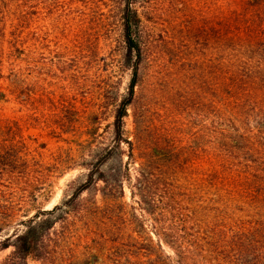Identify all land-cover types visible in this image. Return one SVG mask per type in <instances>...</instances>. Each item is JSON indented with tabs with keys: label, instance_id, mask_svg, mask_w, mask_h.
<instances>
[{
	"label": "rangeland",
	"instance_id": "1",
	"mask_svg": "<svg viewBox=\"0 0 264 264\" xmlns=\"http://www.w3.org/2000/svg\"><path fill=\"white\" fill-rule=\"evenodd\" d=\"M75 6L81 10L71 15L72 35L66 30H53V10L45 12L42 21L46 36L43 46L39 45L40 32L33 30L28 94L17 90L12 95L0 93V190L15 201L11 215L17 219L66 201L85 182L89 167L114 146L115 111L127 96L131 80V67L124 63L119 4L93 0L88 6L84 1ZM222 6L223 0L137 1L142 61L124 132L133 144L134 155L127 157L130 149L123 144L125 155L101 166L108 178L127 174L131 183L141 173L151 174L153 182L159 176L173 175L170 181L175 187L156 183L147 197L159 202L157 216L152 218H158V227L163 220L162 227L167 230L162 232L160 228V233L167 234L161 235L165 254L177 260L168 244L174 236L191 252L194 261L190 264H219L188 243L200 244L214 230L220 232L217 238L224 239L221 236L229 235L232 225L240 226L241 217H247L242 209L230 210L218 201L204 182L206 134L214 101L219 102L216 79L209 68L218 65L220 49L212 40L210 24L212 18H221ZM87 14L93 18L83 23ZM6 119L9 124L4 123ZM16 157L26 160L33 170L23 179L16 172L10 176L13 173L1 171L3 162L12 163ZM144 158L146 165L152 163L150 168L144 165ZM175 161H181L183 169L173 170ZM26 181L32 186H26ZM129 187L125 184L124 196L114 201L102 199L96 188L81 196L85 204L96 202L102 209L93 222L94 242L110 239L108 244L119 245L125 259H129L131 249L135 255L142 251L138 246L131 247L129 241L142 231L131 220L144 215L139 205L143 193L138 192L140 196L133 199ZM147 218L153 231L150 223L154 221ZM15 228L6 229L3 236ZM108 229H112V235ZM98 249L95 255L101 261L106 248ZM11 252L12 248L0 252V261ZM142 259L139 255L136 261ZM28 264L39 263L29 259Z\"/></svg>",
	"mask_w": 264,
	"mask_h": 264
},
{
	"label": "trees",
	"instance_id": "2",
	"mask_svg": "<svg viewBox=\"0 0 264 264\" xmlns=\"http://www.w3.org/2000/svg\"><path fill=\"white\" fill-rule=\"evenodd\" d=\"M79 1H84L86 6L93 3V0H0V93L12 95L17 90L28 94L27 69L34 41L33 30L40 32L39 45L43 46L46 36L42 21L46 19L45 12L53 10V30H66L72 35L71 15L75 12L80 14L81 9L75 6ZM107 1L119 4L124 63L131 67L127 96L116 108L112 124L114 146L95 166L89 167L85 182L66 201L50 210L39 208L32 216L17 219L11 215L15 201L9 200L0 190V252L12 248L11 254L0 264H28L29 259L39 264H190L194 261L189 249H185L174 236L168 244L176 253L177 260L165 254L161 235L167 234L160 232L161 229L162 232L167 230L162 227L163 220L159 222L163 225L158 227V218H152L157 216L159 202L148 198L147 191L156 183L162 185L161 182L163 187H175L170 181L173 175L159 176L153 182L151 174L147 177L139 173L131 183L130 175L116 173L108 178L101 169L105 162L125 155L123 144L130 149L127 157L133 158V144L124 134L125 118L135 99L142 61L141 17L136 9L138 0ZM214 11H217L216 7ZM90 17L93 15L87 14L83 23L90 21ZM210 34L220 49L218 65L209 68L216 79L214 86L219 102L214 101L213 119L206 134L207 176L204 182L210 192L214 191L218 201L230 210L242 209L247 217H241L240 226L232 225L229 235L221 236L224 239L217 238L216 234L220 232L214 230L210 238L202 239L203 242L199 240L200 244L192 241L188 245L200 249L205 257L209 256L219 264H264V0H223L221 18L218 21L212 18ZM24 106L27 107V103ZM7 121L4 123L9 124ZM142 160L146 165L145 158ZM151 164L148 163L147 168ZM2 165L3 174L13 173L10 176H14L18 173L22 179L33 171L22 157ZM172 166L173 170L183 169L181 161H175ZM29 184L31 187L29 181L25 182L26 186ZM125 184H129L133 199L139 195L138 192L143 193L139 205L144 215L141 218L135 215L131 220L142 231L132 235L129 241L131 247L138 246L142 251L135 255L131 249L129 259H125L119 245L108 244L110 239L94 242L93 222L102 209L96 202L85 204L81 200L83 193L92 188H96L104 200H117L124 196ZM110 211L113 216L114 212ZM7 212L5 217L10 218L8 221L1 218ZM148 216L154 221L150 223L153 231L147 224ZM14 225L17 228L13 233L3 236L4 231ZM108 233L112 235V229H108ZM102 246L106 253L100 261L95 253ZM139 255L145 260L136 261Z\"/></svg>",
	"mask_w": 264,
	"mask_h": 264
}]
</instances>
